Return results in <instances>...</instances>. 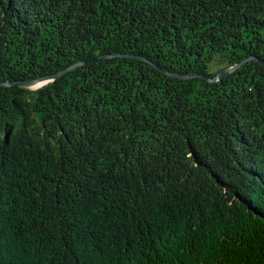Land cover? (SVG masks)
<instances>
[{
	"label": "trees",
	"instance_id": "1",
	"mask_svg": "<svg viewBox=\"0 0 264 264\" xmlns=\"http://www.w3.org/2000/svg\"><path fill=\"white\" fill-rule=\"evenodd\" d=\"M261 62L264 0H0V83L80 63L0 85V264H264Z\"/></svg>",
	"mask_w": 264,
	"mask_h": 264
},
{
	"label": "water",
	"instance_id": "2",
	"mask_svg": "<svg viewBox=\"0 0 264 264\" xmlns=\"http://www.w3.org/2000/svg\"><path fill=\"white\" fill-rule=\"evenodd\" d=\"M110 56V55H109ZM108 56H103L101 58H106ZM100 58V59H101ZM137 58H142L144 59L146 62L150 63L154 68L160 70L162 73L164 74H168V75H171L173 77H181V78H188V77H185V76H178L176 74H172V73H169L167 72L166 70L162 69V68H159L157 67L154 63L148 61V59L146 58H143V57H137ZM251 57L247 58L246 60L250 59ZM245 62V60L243 62H241L242 64ZM78 64L80 63H76L74 65H71L70 67L66 68L65 70L63 71H60L58 73H55V74H52V75H47V76H43V77H39V78H35V79H31V80H23V81H15V82H1L0 85H7V86H10V85H18V86H24L26 88H29V89H38L42 86H45L51 82H53L55 79L59 78L60 76H62L63 74H65L66 72L72 70L73 68H75L76 66H78ZM261 64L264 65V62H261ZM238 66H240V63L237 64V65H234L232 67H229V68H226L222 71H220L218 73V75L214 78H209L207 76H202L204 79L208 80V81H219L221 79V77H224L226 76L227 74L231 73L234 69H236Z\"/></svg>",
	"mask_w": 264,
	"mask_h": 264
},
{
	"label": "rangeland",
	"instance_id": "3",
	"mask_svg": "<svg viewBox=\"0 0 264 264\" xmlns=\"http://www.w3.org/2000/svg\"><path fill=\"white\" fill-rule=\"evenodd\" d=\"M214 237V236H213ZM212 238V237H211ZM216 240H218V239H213L212 241H213V243L214 244H216L218 241H216Z\"/></svg>",
	"mask_w": 264,
	"mask_h": 264
}]
</instances>
